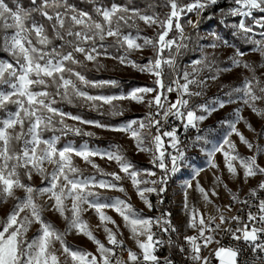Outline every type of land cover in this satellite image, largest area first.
Listing matches in <instances>:
<instances>
[{
  "label": "snow or ice",
  "instance_id": "6c2138e0",
  "mask_svg": "<svg viewBox=\"0 0 264 264\" xmlns=\"http://www.w3.org/2000/svg\"><path fill=\"white\" fill-rule=\"evenodd\" d=\"M85 2L91 5L90 11L78 8L69 3V0H27V3L25 0H0V53H7L10 57L0 59V112L5 113L0 118V203L9 199L15 201L6 219L0 222V264H60L52 247L54 242L63 246L62 251L70 256L72 264H126L114 251L122 247L123 241L117 239L119 226L103 211L106 208L113 209L123 218L125 226L130 229L141 250L140 255L127 250L128 261L132 264H174L170 257L161 261L155 255L158 246L167 244L170 248L173 247L171 234L178 233L171 220V212L166 209L161 211L159 205L164 204L169 181L181 171L187 160L188 145L183 144L178 135L179 126L164 130V125L173 117L180 122L183 132L195 129L200 133V122L223 109L226 104L235 103L237 100L255 114L264 117V110L257 107L258 101H264V81L256 75L257 68H264V0H231L227 8L219 7L221 0H191L188 3H183V0H162L160 6L170 9L163 19L158 13L149 15L142 11L135 6L134 0H127L124 4H105L103 0ZM156 6L151 2L147 4V8ZM211 9L218 10L221 25L226 24L228 17L252 18L251 24L241 19L238 24L231 25L235 30L232 35L239 37L246 45H251V48L247 52L235 48L233 55L229 57L233 67L248 69L252 76L245 77L240 86L226 93L227 100L214 99L210 104L190 107V99L203 96L207 87L206 80L200 78L202 72L207 70L214 73L208 78L215 80L221 71L229 70L220 69L215 52H206L203 45L200 46V58L194 59L183 69L178 63V58L189 48L188 41H193V37L185 33L184 26L180 23L182 15L194 13L198 19H188L187 24L198 31L202 19L206 18L203 14ZM255 13L260 16L257 18ZM137 20L143 21L148 27L155 25L160 31L154 37L142 36L136 24ZM125 28H136V35L133 36L131 32L125 34ZM257 28L260 29L258 33ZM174 29L178 35L166 39ZM209 35L213 40L207 47L215 50L227 44L218 33ZM256 35L260 38H254ZM108 38H112V43H107ZM201 38L197 35L194 42ZM138 40H143V43H137ZM149 47L153 49L154 56L148 57L145 63L129 59L132 52L143 51ZM110 48L122 54L112 55L108 51ZM165 50L167 56L163 55ZM249 53L258 54L262 58L261 62L254 65L244 61L243 57ZM101 56L115 59L121 65L130 66L141 73L150 74L154 77L153 85L137 87L126 94H91L87 89L118 87L120 84L115 79L90 80L78 70L87 71V62H92L99 71L104 67L99 61ZM165 67L169 70L167 74ZM190 86L199 90L191 91ZM171 93H176L174 101L169 98ZM233 93L240 95L233 99ZM147 97L150 98L146 99ZM122 100L146 103L149 111L124 124L113 125L100 120L85 119L56 106L58 103L87 106L101 116L118 117L124 114V109L114 101ZM105 105L108 106L107 111L102 110ZM10 106L14 107V111L10 110ZM198 111L207 115H198ZM240 112L241 109L237 108L232 114L234 119L218 122L227 124L229 132L222 141L208 150V165L218 170L215 155L221 153L228 172L233 176L237 174L234 161H238L244 169L245 178L264 175V167L258 164L256 156H240L235 143L230 139L235 134L249 149L254 147L236 127L243 120ZM68 119L79 125H90L129 135L138 152L150 154L151 167L136 168L118 146L115 150L100 151L98 148L89 147L87 143L79 148L68 143L58 148L57 144L63 136L95 135L76 124L66 123ZM248 127L251 128V125ZM45 132H51L52 135L45 138ZM204 139L197 134L191 146L195 147L196 142ZM74 156L82 158L95 171L85 176L83 170L74 164ZM96 157L115 161L119 172H105L95 163ZM46 165H51L52 170L48 171ZM201 171L203 169L195 170L193 179ZM33 175L39 176L44 186L36 187L22 180L23 176L31 181ZM97 176L101 178L97 179ZM142 176L148 178L142 179ZM125 177L131 180L147 209L156 210L159 215L143 216L129 201L101 195V190L126 192L120 183ZM152 177L156 178L151 179ZM214 182L217 185L223 183L219 176L214 177ZM191 188V181L184 185L183 209L189 216L186 226L197 229L198 234L183 237L190 247L186 260H190L192 264H211L214 257L219 264H238L241 250L225 247L221 245L220 239H216L221 225L235 221L237 227L223 229L225 235H229L234 241H243L251 249V261L245 264H264V239H261L264 235V199L258 198V193L264 192V181L249 193L258 203L254 204L248 199L240 200L236 195L231 197L233 202L257 208L256 213L247 212L246 222L238 215L225 216L219 206L216 208L218 216H209L206 220L203 214L189 205L188 189ZM17 189L24 191L23 199L16 196ZM196 190L205 202L211 203L208 192L198 180ZM145 193H154L157 197L156 204ZM43 195L53 202L51 207L64 217L69 229H76L94 241L99 259L92 253L72 250L65 244V233L57 231L43 219V207L36 203L37 197ZM212 195H218L214 189ZM69 199L70 208L65 203ZM85 205L95 210L101 224L111 223L116 227L115 232L107 226L104 227L108 243L113 247H106L88 230L87 223L81 218L82 213L87 210ZM225 207L228 211L232 209L231 204ZM241 211L244 209L241 208ZM66 212L71 213L70 218ZM217 219L219 223H216ZM34 223L40 225L39 234L29 241L25 238L26 233ZM241 223L243 227L239 226ZM153 227L162 235L168 236V239L157 236ZM140 236H146V240L141 241ZM212 243L218 247L209 256H202V247L207 248ZM175 247L180 253L185 252L183 246L176 244Z\"/></svg>",
  "mask_w": 264,
  "mask_h": 264
},
{
  "label": "rangeland",
  "instance_id": "374dc122",
  "mask_svg": "<svg viewBox=\"0 0 264 264\" xmlns=\"http://www.w3.org/2000/svg\"><path fill=\"white\" fill-rule=\"evenodd\" d=\"M224 0H221L223 2ZM191 2V0H183V3ZM170 9L165 7L163 12L158 13L160 18L163 19L165 14ZM151 15L153 13L146 12ZM257 18L260 14H256ZM234 18V19H233ZM189 17L183 20V25L187 26V20ZM242 18L237 17H228L227 22L224 25L219 23V20H211L209 24L204 25L203 21H201V27L197 33H191L193 39L199 35L202 37L198 42L188 41L189 43V53L186 60L179 63L181 69L185 68L191 61L194 59L201 57L200 46H205V51L208 53L215 52L216 57L218 58V64L220 69H229L227 71H221L218 75V78L215 80L209 79L211 75L214 73H209L207 70L201 73L200 78L206 80L207 87L204 90V95L201 97H192L190 99L189 106L194 107L200 104H210L214 99H223L227 100L228 93L232 88L238 87L241 85L243 79L245 77H251L252 72L243 67H233L231 65V61L229 57L233 55V51L235 48H240L243 51H248L251 48V45H246L239 37L233 36L232 33L235 31L231 28L232 24H238V22ZM252 21V18H250ZM138 28L141 30L142 36L154 37L156 33L160 31L157 26L148 27L143 21H136ZM175 30V29H174ZM173 30V31H174ZM172 31V32H173ZM257 33L260 29H256ZM125 34L129 32L132 33L133 36L136 35V28H125L123 29ZM166 39H171L178 35L177 31L175 35L172 36L171 33ZM209 33H218L227 44L223 47L217 48L213 50L210 47H207L212 40L213 37L209 35ZM254 38L259 39V35H256ZM107 43H112V38H108ZM137 43H143V40H138ZM231 45V47L227 46ZM109 53L112 55H120L121 53H117L115 49L110 48ZM167 50L163 53L164 56H167ZM154 52L153 49L145 48L143 51H134L129 55V59L135 60L139 63H145L148 57H153ZM81 59L83 57H80ZM0 59H9V58H1ZM244 61L251 62L254 65H258L262 58L258 54L249 53L248 55L243 57ZM99 61L104 67L97 71L92 62H87V71H90V74L85 76L90 80H110L115 79L120 81L118 87H105L103 89H87L91 94H104V95H114L120 93H128L132 89L142 86H152L154 77L148 73H141L130 66H123L118 63L117 60L106 58L101 56ZM190 70V69H189ZM168 69L165 67V73H168ZM256 75L260 77L262 81H264V68H257ZM167 79V76H166ZM183 82V81H182ZM126 86V89L123 87ZM115 89V90H113ZM109 90H113L112 92ZM191 91H198L195 86H190ZM240 94L233 93V99H236ZM150 97H147L148 99ZM187 98V97H185ZM114 103L119 104L124 109V114L118 117H110V116H102L105 119H94L88 118L90 120H100L106 124H124L126 121L134 118L141 117L146 112H148V107L145 104L136 103L130 100H122V101H114ZM58 107V106H57ZM76 108H80L91 113L100 115L98 112L91 110L87 106H74ZM257 107L261 110H264V101H258ZM62 108V107H60ZM240 108V115L243 117L236 127L239 132L243 134V136L254 145L252 149H249L247 145L242 143L238 136L235 134L231 135L230 139L236 145V151L240 154V156L248 158L252 156H256L257 162L260 166L264 167V117L255 114L250 108L244 106L240 101L237 100L235 103L226 104L223 109H220L214 112L211 116H209L203 122H200L199 127L201 129L200 133H196L202 135L205 139L199 142H196V146L192 147V143L195 140L194 135L188 144L187 149V160L183 163L182 169L179 173H177L176 177L173 181V197L175 199V207L173 209V214L175 219L187 230V232H191L193 228H188L187 222L189 216L184 212L183 204H184V185L191 181L192 188L188 189V202L190 207L199 211V213L203 214L205 219L209 216H214L216 213V208L219 206L223 200L229 195H243L245 193H250L251 189L257 188L258 184L261 181H264V175L257 174L253 177H244V169L240 166L238 161H234L237 174L233 176L227 170L225 165V158L221 153H216L215 155V163L218 165V170L214 168H210L208 165V156L207 152L212 148L213 145H216L228 134L229 128L227 124L218 123L221 120H232L235 117L232 115L234 110ZM63 109V108H62ZM108 106L105 105L102 109L103 111H107ZM10 110L14 111V107L10 106ZM64 110V109H63ZM65 111V110H64ZM67 112V111H65ZM71 113V112H70ZM73 115H77L72 113ZM197 114H205L200 111ZM5 113L0 112V118H3ZM101 116V115H100ZM87 119V118H85ZM247 123H246V122ZM68 124H76L78 127H83L84 131H90L95 133L93 137L87 136H75L69 134L68 136L61 137L60 141L57 144L58 148H62L64 145L68 143H72L73 146L79 148L84 143H87L91 148H98L100 151H104L106 149L115 150V147L118 146L120 151H122L126 157L135 164L138 169H145L151 167L150 165V154L145 152H138L135 147L134 141L129 137V135L119 132L107 131L100 128H95L90 125H79L76 121H72L70 119L65 121ZM251 125V128L248 127ZM145 132L147 129L144 130ZM59 133H57L58 135ZM51 132H45V138L51 136ZM203 149V151L201 150ZM95 163L98 164L105 172H119V167L115 161H109L106 158L100 159L99 157L94 158ZM74 164L83 170L85 176L92 174L95 170L91 167V165L87 164L80 157H73ZM48 171L52 170L51 165H46ZM197 169H203L200 172V175L193 179L192 174ZM122 176L123 173H120ZM219 176L222 180V184L217 185L214 182V177ZM101 177L97 176V179ZM110 179V177H107ZM142 179H147L148 177L142 176ZM156 177H152L151 179H155ZM22 180L25 183H31L33 186L41 187L44 186L41 184V178L37 175H33V179L31 181H27L23 176ZM196 180L199 181L200 185L208 192L209 199L211 203L205 202L202 198L201 194L196 190ZM125 188L126 192H120L116 190L105 191L101 190V195L103 197H119L121 199H125L131 203L134 209L140 211L143 216H153L155 214V210L149 211L145 206L144 202L139 198L136 193L134 186L131 183V180L128 178L122 179L120 182ZM226 185V187H225ZM151 187L152 185H148ZM144 187V185H141ZM218 195L213 196L212 190ZM25 193L21 189L16 190V196L23 199ZM148 196L149 200L155 204V194L154 193H145ZM15 201L9 199L7 202L0 203V222L6 219L8 213L13 208ZM36 203L43 207L42 217L45 221L49 222L54 226V228L61 232L65 233L64 241L65 244L70 247L72 250H80L88 253H92L93 255H97L99 259V253L97 251V245L94 241L90 240L87 236H85L82 232H78L76 229H69L68 222L61 217L58 212H56L51 206L52 201L48 199V196L43 195L39 196L36 199ZM66 205L71 207V200H67ZM87 210L82 213V220L87 223L88 230H90L93 235L105 244L106 247H112L108 243L107 233L104 231V227L107 226L111 228L114 232L116 231V227L111 223L101 224L98 215L95 213L94 209L87 208V205L84 206ZM108 216H110L119 226V232L117 233V239L123 241L124 244L128 245L133 252L137 254H141V250L139 249L136 238L132 235L130 229L125 226V222L123 218L113 209L106 208L103 210ZM23 215V214H22ZM66 215L70 218L71 213L66 212ZM39 224H32L29 230L26 233V239L31 241L34 237L39 234ZM139 239L141 241L146 240V236H140ZM55 250L56 255L59 257L60 264H72L70 256H67L62 251V245L59 242H54L52 245ZM219 264V261H218Z\"/></svg>",
  "mask_w": 264,
  "mask_h": 264
},
{
  "label": "built area",
  "instance_id": "2783aa9c",
  "mask_svg": "<svg viewBox=\"0 0 264 264\" xmlns=\"http://www.w3.org/2000/svg\"><path fill=\"white\" fill-rule=\"evenodd\" d=\"M189 17V19L196 21L198 19V17L194 14V13H189L187 14V16H183L181 17L180 23L183 25V20H185V18ZM240 18V17H237ZM242 19H250V18H244L241 17ZM184 26V25H183ZM201 27V23L199 24V29ZM184 30L185 33L191 35V33L195 30H193L189 25L184 26ZM182 82V81H181ZM169 98L171 100H175L176 99V93H171L169 94ZM149 111V109H148ZM173 126H179L180 127V131L178 133V135L180 136L181 141L183 142V144L188 145L190 140L192 139V137L194 135H196V130L195 129H189V131L187 133L183 132L182 130V126L180 125V122L177 121L175 118L170 117L169 118V122L168 124L164 125V130H171V127ZM153 134H155V129L152 130ZM155 171L159 172L158 169H154ZM177 175V174H176ZM173 176V178L169 181L168 186L170 185V182L176 177ZM167 186V188H168ZM239 197L240 200H245L248 199L250 200L252 203H258V200H253L249 193H245L243 195H236ZM232 195L227 196L223 202L219 205L220 209L223 211L224 215L227 217H232V216H240L242 221L246 222L247 221V212L251 211L253 213L257 212V208L256 207H252L249 208L247 205H242L239 202H233L231 199ZM258 198L259 199H264V192H259L258 193ZM157 201V197L155 195V204ZM231 204L232 205V209L231 211H228L227 205ZM175 207V199L173 197V193L172 195H167L165 194L164 196V204L163 205H159V208L161 211L163 210H167L169 212H171V220L173 222V224L177 227L178 229V233H172L171 234V239L174 242L173 243V247H169L167 244H165V246L163 247H159L158 246V250L155 252V255H157L161 261H163V259L165 257H170L173 261L174 264H192V262L190 260H186V256L189 254L190 252V247L189 245L186 243V241L183 239V237L185 235L187 236H193V235H197L198 231L193 230L191 232H187V230L175 219L174 214H173V209ZM241 208L244 209V211H241ZM160 213L158 211L155 210V214L153 216H157ZM214 216H218V213L216 211ZM216 223H219V220L217 219ZM240 227H243V223H241V225H239ZM235 228L237 227V224L235 221H233L232 223H225L223 225H221V231L219 232L218 235H216V239H220L221 245L225 246V247H233V248H239L241 250L240 255L238 257V264H245V262L247 261H251L252 258V252L251 249L247 247V245H245V243L243 241H234L231 239V237L229 235H225L223 229L226 228ZM153 231L157 233V236H159L160 238H163L165 240L168 239V236L162 235L161 233H159V230L156 229L155 227H153ZM239 234V233H238ZM221 237H223V239H221ZM261 239H264V235L261 236ZM199 242V241H198ZM181 245L185 248V252L182 254L180 253L179 249L177 247H175V245ZM113 247V246H112ZM218 247L217 244L212 243L210 244L207 248H203L201 249V255L202 256H209V254ZM127 250H131L132 249L123 243L122 247L120 248H116L114 249V251L116 252V254L121 257L126 264H132V262L128 261V251ZM133 252V251H132ZM140 255V254H138ZM211 264H218V260L216 258H212L211 260Z\"/></svg>",
  "mask_w": 264,
  "mask_h": 264
},
{
  "label": "trees",
  "instance_id": "16d2710c",
  "mask_svg": "<svg viewBox=\"0 0 264 264\" xmlns=\"http://www.w3.org/2000/svg\"><path fill=\"white\" fill-rule=\"evenodd\" d=\"M150 2L154 3L157 6L154 8H147V4ZM230 2H231V0H224L223 2L220 3L219 7L227 8L230 5ZM25 3H27V0H25ZM69 3L75 4L78 8L84 9L86 11L91 10V5L86 3L85 0H69ZM103 3H105V4H110V3L124 4V3H127V0H103ZM134 3H135V6L140 7L142 11L151 12V13L163 12V10L165 8L163 6H160L162 4V0H134ZM213 12H215L216 14L213 15L212 14ZM256 14H259V13H256ZM203 15H204V17H206V18L202 19L204 25L209 24L211 22V20H213V21L219 20V12L217 9H211L208 12H205ZM246 22L251 24L252 21L250 19H247ZM175 32H176V30H174L171 33V35L174 36ZM193 33H197V32L193 31L192 34ZM193 40L195 41V38ZM188 53H189V48L187 50H185L184 55L182 57L178 58V62L181 63L184 60H186L187 57L189 56ZM0 57L10 59V57H8L7 53H0ZM78 70L82 71L83 73H86L87 75L90 74V71H85L84 69H78ZM123 88L126 89V86H124ZM113 90H115V89H113ZM113 90H109V91L112 92ZM56 106L62 107L67 112H71V113L80 115V116L87 118V119L88 118H94V119L97 118L100 120L105 119L104 117H102L100 115L91 113L89 111H86V110H83L80 108H76L72 105H68L65 103H58ZM172 187H173V180L170 182V185L167 188V193H166L167 195H170V196L172 195V191H173Z\"/></svg>",
  "mask_w": 264,
  "mask_h": 264
}]
</instances>
